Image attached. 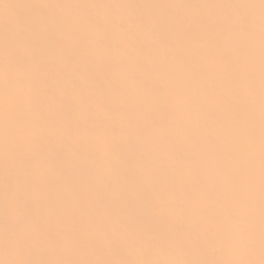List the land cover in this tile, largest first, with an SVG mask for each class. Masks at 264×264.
Here are the masks:
<instances>
[{"label":"bare ground","instance_id":"6f19581e","mask_svg":"<svg viewBox=\"0 0 264 264\" xmlns=\"http://www.w3.org/2000/svg\"><path fill=\"white\" fill-rule=\"evenodd\" d=\"M0 264H264V0H0Z\"/></svg>","mask_w":264,"mask_h":264}]
</instances>
